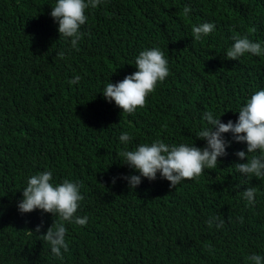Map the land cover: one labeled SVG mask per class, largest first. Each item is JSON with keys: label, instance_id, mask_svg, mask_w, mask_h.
<instances>
[{"label": "trees", "instance_id": "1", "mask_svg": "<svg viewBox=\"0 0 264 264\" xmlns=\"http://www.w3.org/2000/svg\"><path fill=\"white\" fill-rule=\"evenodd\" d=\"M54 4L0 0V264H249L264 254V178L241 183L236 168L246 143L234 141L216 169L177 187L159 175L136 189L113 183L135 171L121 162V131L134 134L129 148L156 138L204 146L195 133L205 111L236 120L264 87V56L225 53L237 34L264 43V0H102L71 51ZM205 21L215 31L195 40L193 25ZM152 46L165 51L170 74L144 106L123 112L103 87L135 72L136 55ZM48 169L58 182L81 181L85 197L77 214L88 222L67 225L63 260L42 236L59 216L17 208L27 177ZM247 187L257 189L255 204L243 199ZM212 216L223 228L207 223Z\"/></svg>", "mask_w": 264, "mask_h": 264}, {"label": "clouds", "instance_id": "2", "mask_svg": "<svg viewBox=\"0 0 264 264\" xmlns=\"http://www.w3.org/2000/svg\"><path fill=\"white\" fill-rule=\"evenodd\" d=\"M101 3L102 0H55L51 15L58 23L61 36L70 41L69 51L79 50V42L84 35L81 28L88 20L87 12ZM185 11L189 12L190 8H185ZM215 29V22L205 21L193 25V37L195 40H203ZM232 40L233 43L225 52L227 58L240 59L245 54L264 56V43L251 39L247 34L234 35ZM59 55L65 57L66 53L61 51ZM134 64L137 68L135 72L118 82L111 80L102 90L109 102L114 100L123 112L129 114L135 113L138 107L146 104L147 97L155 91L159 83L165 81L171 71L165 51L158 46L141 50L136 55ZM81 79L77 74L69 82L76 84ZM237 111L238 118L229 119L227 122L213 110L202 114L201 119L206 123L198 128L195 135L206 140L204 146L189 142L169 143L156 138L151 142L133 144L129 148V144L134 141V134L127 130L121 131L118 135V140L123 145L121 162L135 171L114 176L113 183L123 179L131 189H136L143 178L155 180L159 175L160 178L171 182L170 187H177L182 181L199 178L206 169H216L218 161L228 154V149L234 141L247 145V150L241 149L236 153L242 161L247 157L246 162L236 164L241 183H244L245 178H264V87L253 91L246 101L239 105ZM226 133H231L232 139H229ZM22 188V198L17 202L19 212L23 214L40 209L43 212H51L55 217L59 216V222L55 220L42 236L50 244L53 255L63 260L64 253L69 251L67 225L82 226L88 222L87 216L77 214L85 198L81 191L82 182L70 178L58 182L54 179V171L48 169L28 176ZM243 199L249 205L255 204L257 189L247 187L243 191ZM243 219L240 217L241 223ZM207 223L223 228L225 221L220 216H212ZM42 226H37L38 233ZM248 262L264 264V254L252 253Z\"/></svg>", "mask_w": 264, "mask_h": 264}]
</instances>
